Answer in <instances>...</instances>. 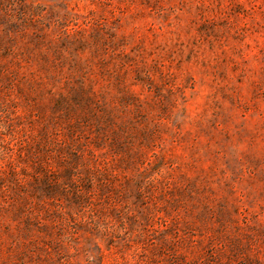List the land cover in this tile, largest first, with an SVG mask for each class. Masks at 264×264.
Returning <instances> with one entry per match:
<instances>
[{
	"label": "rangeland",
	"instance_id": "obj_1",
	"mask_svg": "<svg viewBox=\"0 0 264 264\" xmlns=\"http://www.w3.org/2000/svg\"><path fill=\"white\" fill-rule=\"evenodd\" d=\"M0 264H264V0H0Z\"/></svg>",
	"mask_w": 264,
	"mask_h": 264
}]
</instances>
